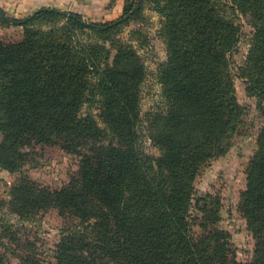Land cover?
<instances>
[{
    "label": "trees",
    "instance_id": "16d2710c",
    "mask_svg": "<svg viewBox=\"0 0 264 264\" xmlns=\"http://www.w3.org/2000/svg\"><path fill=\"white\" fill-rule=\"evenodd\" d=\"M145 1L168 49L157 71L161 108L150 117L156 155L137 144L145 71L133 44L111 35L118 21H86L58 8L0 15L2 25L25 28L19 41L0 39V169L18 171L19 148L34 142L80 158L66 186L27 199L32 211L46 205L74 218L52 260L32 247L18 264H264V126L237 204L254 240L250 260L236 258L231 233L218 225L219 196L194 197L198 171L228 151L243 122L230 61L238 14L254 23L239 76L247 95L264 98V0H124L123 15L141 17ZM92 103L104 129L82 111ZM105 129L108 142H93ZM34 184L25 177L19 187L34 193ZM0 264H8L3 253Z\"/></svg>",
    "mask_w": 264,
    "mask_h": 264
},
{
    "label": "rangeland",
    "instance_id": "374dc122",
    "mask_svg": "<svg viewBox=\"0 0 264 264\" xmlns=\"http://www.w3.org/2000/svg\"><path fill=\"white\" fill-rule=\"evenodd\" d=\"M139 2L140 0H137V4ZM1 12L7 17L21 18L29 15L6 10ZM81 15L86 21H118L119 25L111 31V35L117 34L133 44L137 61L143 65L145 71L136 124L137 144L147 153L158 154V149L149 138L152 131L150 117L152 112L161 108V85L157 79V71L168 56L166 42L159 35L158 14L151 10L150 5L145 1L141 17L137 19H128V14L123 15L118 6L110 7L105 15L90 16L86 13ZM237 22L241 27L240 40L236 49L230 54V61L236 95L239 103L244 107L243 122L237 132L230 136L228 151L202 167L194 181L195 198L208 193L219 196L221 218L218 225L234 233L244 231V220L237 211V204L240 191L245 185L247 163L256 149L259 130L264 126V98L258 101L255 96L247 95V79L239 76V68L244 63L249 38L254 30L253 18L249 14H238ZM2 24L0 21L1 40L5 42L21 40L25 30L23 26ZM114 53L115 51L112 50L110 62ZM117 63L125 65L128 61L120 60ZM82 111L86 113L91 111L104 129L97 103L82 105ZM104 132L100 138L98 136L92 141L106 144L110 134L106 129ZM1 140L2 131H0ZM1 152L0 150V154ZM19 152L22 154L20 158L18 157V171L8 172L0 169V253L6 255L8 264H18L19 256L30 252L33 247L40 257L47 261L52 260V250L60 238L62 229L70 226L74 218L62 216L55 207L45 204L46 208L35 206L32 211L33 206H29L27 199L36 198L39 188H47L51 191L66 186L71 177L76 175L80 158L75 154L67 153L58 145L44 142L23 145L19 148ZM25 177L34 181L35 184L30 185L34 193H26L19 187L20 179ZM193 213L197 214L194 209ZM194 232L199 235L200 228L195 226ZM238 235L243 239L244 248L253 245L254 240L246 236V233Z\"/></svg>",
    "mask_w": 264,
    "mask_h": 264
},
{
    "label": "crops",
    "instance_id": "0c3cea01",
    "mask_svg": "<svg viewBox=\"0 0 264 264\" xmlns=\"http://www.w3.org/2000/svg\"><path fill=\"white\" fill-rule=\"evenodd\" d=\"M111 2L112 0H0V9L16 14H31L41 8H58L81 14L86 13L90 16L105 15L106 10H109L110 7L116 8L118 6L122 10L124 0H113ZM5 28L7 27L5 26ZM227 230L231 233V241L236 250V258L242 261L250 260L253 256V245L249 248L245 247V249L243 247L245 246L243 239L238 235L246 233V236L253 239L251 233L246 229L245 223L244 231L242 232L238 231L239 233H234L228 228Z\"/></svg>",
    "mask_w": 264,
    "mask_h": 264
},
{
    "label": "water",
    "instance_id": "95a60500",
    "mask_svg": "<svg viewBox=\"0 0 264 264\" xmlns=\"http://www.w3.org/2000/svg\"><path fill=\"white\" fill-rule=\"evenodd\" d=\"M39 10V9H37ZM0 14L2 15V17H4V14L2 12H0ZM31 15H33V13H31L30 15H28L26 18H29Z\"/></svg>",
    "mask_w": 264,
    "mask_h": 264
}]
</instances>
